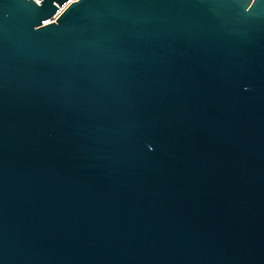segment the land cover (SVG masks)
<instances>
[{
    "label": "water",
    "instance_id": "1",
    "mask_svg": "<svg viewBox=\"0 0 264 264\" xmlns=\"http://www.w3.org/2000/svg\"><path fill=\"white\" fill-rule=\"evenodd\" d=\"M68 2L0 0V264H264V0Z\"/></svg>",
    "mask_w": 264,
    "mask_h": 264
},
{
    "label": "built area",
    "instance_id": "2",
    "mask_svg": "<svg viewBox=\"0 0 264 264\" xmlns=\"http://www.w3.org/2000/svg\"><path fill=\"white\" fill-rule=\"evenodd\" d=\"M32 1H34L37 5H40L38 2H41L42 0H32ZM73 2V1H76V0H69V2ZM55 18V17H54Z\"/></svg>",
    "mask_w": 264,
    "mask_h": 264
},
{
    "label": "bare ground",
    "instance_id": "3",
    "mask_svg": "<svg viewBox=\"0 0 264 264\" xmlns=\"http://www.w3.org/2000/svg\"><path fill=\"white\" fill-rule=\"evenodd\" d=\"M69 3H71V1L70 2H68V3H66L64 6H63V8H61L60 9V11L59 12H61ZM59 14V13H58ZM57 16V15H56Z\"/></svg>",
    "mask_w": 264,
    "mask_h": 264
}]
</instances>
